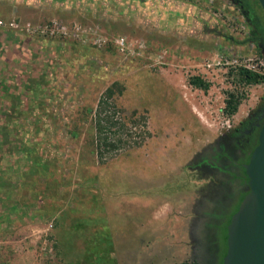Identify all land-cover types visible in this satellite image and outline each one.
<instances>
[{"label": "rangeland", "instance_id": "obj_1", "mask_svg": "<svg viewBox=\"0 0 264 264\" xmlns=\"http://www.w3.org/2000/svg\"><path fill=\"white\" fill-rule=\"evenodd\" d=\"M252 35L235 0H0V264H209V160L264 112Z\"/></svg>", "mask_w": 264, "mask_h": 264}, {"label": "water", "instance_id": "obj_2", "mask_svg": "<svg viewBox=\"0 0 264 264\" xmlns=\"http://www.w3.org/2000/svg\"><path fill=\"white\" fill-rule=\"evenodd\" d=\"M264 9V0H259ZM249 161L244 164L246 191L228 215L224 249L217 264H264V119Z\"/></svg>", "mask_w": 264, "mask_h": 264}, {"label": "flooded vegetation", "instance_id": "obj_3", "mask_svg": "<svg viewBox=\"0 0 264 264\" xmlns=\"http://www.w3.org/2000/svg\"><path fill=\"white\" fill-rule=\"evenodd\" d=\"M235 2L241 7V9L246 14L242 7L240 0H235ZM264 119V112L250 121L247 126L239 129L237 134L232 138L228 139V142L224 143L215 153L212 160H209L212 166L220 165L219 160L223 161L224 170L220 173L223 175V183L225 184L226 191L221 193V196L210 198H216L211 205V210L204 213L203 223L207 233V251H208V262L209 264H217L220 256L224 249L223 234L225 230V224L222 233L221 244L218 241L217 224L218 226L221 217H223L224 210L228 209L229 205H232L236 194V200L239 195L246 191L248 184L245 181V168L244 164L249 161L250 155L255 148L258 140L259 125ZM218 159H217V158ZM243 169V170H242ZM244 172V176H243ZM243 176L244 183L239 182V176ZM220 176V175H219ZM239 191V192H238ZM236 206V201L234 203V208ZM232 210V211H233ZM231 211V212H232ZM230 212V213H231ZM229 213V214H230ZM228 214V215H229ZM226 216V220L227 217Z\"/></svg>", "mask_w": 264, "mask_h": 264}, {"label": "trees", "instance_id": "obj_4", "mask_svg": "<svg viewBox=\"0 0 264 264\" xmlns=\"http://www.w3.org/2000/svg\"><path fill=\"white\" fill-rule=\"evenodd\" d=\"M240 1L243 9L246 12L247 18L250 20L252 24V28H253L252 39L256 42L258 47L264 51V9L259 0H240ZM111 93H112V87L109 86L100 99V106L101 103L102 104L107 103V100L109 99ZM102 112L103 111H101L100 114L98 113L96 115V118H94L95 128L97 129V132L99 133L98 135H100V137L103 135L101 133L106 132L108 127H110L111 125H116L118 123L116 120L114 121V119H112V116L108 115L107 119L105 118L106 115H104L103 117L100 116ZM107 139L108 136L103 137L105 143H102L101 148H99L100 151L98 149V154H102L105 149L107 151L108 149L111 148L113 149V147L116 146L115 144L113 145V143L107 142ZM243 176H244V172H243ZM243 176L241 175L238 177L239 182L241 184L244 183ZM237 195L238 194H236L234 200L232 201V205H229L228 209L224 210L225 212L223 214V217H221V220L219 222L221 224L219 226L217 224L218 241L220 244L222 242V233L226 221V216L233 210Z\"/></svg>", "mask_w": 264, "mask_h": 264}, {"label": "built area", "instance_id": "obj_5", "mask_svg": "<svg viewBox=\"0 0 264 264\" xmlns=\"http://www.w3.org/2000/svg\"><path fill=\"white\" fill-rule=\"evenodd\" d=\"M41 29H42L41 31L43 32V34L49 33L50 35L56 34L57 32H59V33H66L67 32L66 26L53 27L50 29H48L47 27H45V28L43 27Z\"/></svg>", "mask_w": 264, "mask_h": 264}, {"label": "crops", "instance_id": "obj_6", "mask_svg": "<svg viewBox=\"0 0 264 264\" xmlns=\"http://www.w3.org/2000/svg\"><path fill=\"white\" fill-rule=\"evenodd\" d=\"M132 195H136V194H132ZM129 196H131V195H129ZM119 198H121V196H119ZM119 215L123 216L124 214L122 212H120Z\"/></svg>", "mask_w": 264, "mask_h": 264}]
</instances>
